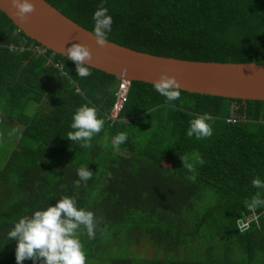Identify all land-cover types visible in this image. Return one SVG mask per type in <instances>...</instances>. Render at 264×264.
I'll list each match as a JSON object with an SVG mask.
<instances>
[{"label": "trees", "instance_id": "16d2710c", "mask_svg": "<svg viewBox=\"0 0 264 264\" xmlns=\"http://www.w3.org/2000/svg\"><path fill=\"white\" fill-rule=\"evenodd\" d=\"M47 1L91 31L94 11L106 7L113 18L108 40L133 49L264 62V0ZM90 70L87 78L76 76L71 61L0 9V113L18 130L9 154L0 156V264H16V242L7 239L13 222L61 195H75L78 207L96 217L93 239L81 229L87 261L264 264V208L253 213L244 206L264 191L251 184L264 179V100L182 89L169 104L152 83L133 80L112 120L122 79ZM85 104L105 125L82 147L67 133L73 112ZM204 113L213 117V134L189 137V122ZM119 132L128 140L114 149ZM85 165L92 179L75 187L76 170ZM146 242L151 255L137 251Z\"/></svg>", "mask_w": 264, "mask_h": 264}, {"label": "clouds", "instance_id": "9594fccd", "mask_svg": "<svg viewBox=\"0 0 264 264\" xmlns=\"http://www.w3.org/2000/svg\"><path fill=\"white\" fill-rule=\"evenodd\" d=\"M10 4L21 22H25L35 11L32 0H10ZM92 20L94 22L92 34L96 38V43L103 47L108 42V34L112 31L113 18L108 9L101 6L94 11ZM63 55L75 65L76 76L87 78L92 74L91 65L88 63L92 59V54L86 45L72 44L66 48ZM152 87L165 98L166 103L171 104L181 97L182 88L175 76L162 73L159 79L152 82ZM212 120L213 117L208 113L197 116L189 122L186 134L197 139L211 136L213 128L209 122ZM104 125L105 120L98 115V110L94 106L81 105L72 114L70 123L72 131L67 133V139L85 147L101 133ZM127 140L126 132L117 133L113 140L114 149H118ZM181 160L184 163L182 158ZM187 167L191 169L192 166L189 164ZM76 176L74 185L80 187L81 182L86 184L92 179L93 172L87 165L80 166L76 170ZM251 184L258 190H264V179L259 176L252 179ZM244 206L253 213L264 208V191H258ZM247 227V224H242L241 230ZM82 228L86 230L89 239L95 237L97 220L94 213L78 207L75 195H61L55 204L33 209L29 214L15 220L7 232V239L16 242V264H23L26 259L33 261V264H87L80 239Z\"/></svg>", "mask_w": 264, "mask_h": 264}, {"label": "water", "instance_id": "95a60500", "mask_svg": "<svg viewBox=\"0 0 264 264\" xmlns=\"http://www.w3.org/2000/svg\"><path fill=\"white\" fill-rule=\"evenodd\" d=\"M35 11L25 22L15 16L10 0H0L4 11L26 35L63 54L72 44L86 45L88 63L121 79L154 82L162 73L175 76L189 92L264 100V62L191 60L157 55L108 40L101 47L92 31L75 22L47 0H32Z\"/></svg>", "mask_w": 264, "mask_h": 264}, {"label": "rangeland", "instance_id": "374dc122", "mask_svg": "<svg viewBox=\"0 0 264 264\" xmlns=\"http://www.w3.org/2000/svg\"><path fill=\"white\" fill-rule=\"evenodd\" d=\"M8 119L5 115L0 113V156L9 154V151L13 148L14 142L17 139L18 130L15 124H8ZM21 129L20 127H18ZM208 203L212 204L215 202L214 198L207 199ZM81 239V236H80ZM147 247L150 246L149 242H146ZM84 246V244H83ZM127 246V245H126ZM125 250L127 249L124 248ZM121 249V250H124ZM84 252H87L84 248ZM153 253L152 247L146 249V255H151ZM97 261L88 260L87 264H98Z\"/></svg>", "mask_w": 264, "mask_h": 264}, {"label": "built area", "instance_id": "2783aa9c", "mask_svg": "<svg viewBox=\"0 0 264 264\" xmlns=\"http://www.w3.org/2000/svg\"><path fill=\"white\" fill-rule=\"evenodd\" d=\"M11 48H16L14 45H10ZM24 49V47H22ZM131 86V80L128 79H122L121 83L119 84L118 90H117V101L114 104L112 114L109 116L112 120H115L118 118L119 113L124 105V103L127 101L129 90ZM249 219L246 222H243L242 224H249ZM241 224V225H242Z\"/></svg>", "mask_w": 264, "mask_h": 264}, {"label": "crops", "instance_id": "0c3cea01", "mask_svg": "<svg viewBox=\"0 0 264 264\" xmlns=\"http://www.w3.org/2000/svg\"><path fill=\"white\" fill-rule=\"evenodd\" d=\"M144 245H145V243H144ZM148 247L145 245V248H140L139 250H137V251H142V250H144L145 252H146V249H147Z\"/></svg>", "mask_w": 264, "mask_h": 264}]
</instances>
